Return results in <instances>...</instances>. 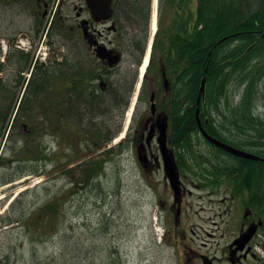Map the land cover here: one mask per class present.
<instances>
[{
	"label": "flooded vegetation",
	"instance_id": "obj_1",
	"mask_svg": "<svg viewBox=\"0 0 264 264\" xmlns=\"http://www.w3.org/2000/svg\"><path fill=\"white\" fill-rule=\"evenodd\" d=\"M176 1L170 7L167 0H112L108 15L107 0H0V11L14 10L27 24L0 37V69H18L22 81L39 76L43 83L48 67L56 66L60 129L82 125L87 134L103 135L101 148L121 150L120 160L142 177L156 201L163 240L174 246L178 264H264L258 252L264 249V210L252 190L238 188L240 168L208 143L197 117L195 131L176 125L190 107L184 66L192 33L191 0ZM49 47L51 59L45 60ZM182 52L184 64L178 61ZM208 114L200 115L203 129H222ZM203 198L212 208L230 204L208 219L213 246L199 239L194 248L188 226H197L194 201Z\"/></svg>",
	"mask_w": 264,
	"mask_h": 264
},
{
	"label": "trees",
	"instance_id": "obj_2",
	"mask_svg": "<svg viewBox=\"0 0 264 264\" xmlns=\"http://www.w3.org/2000/svg\"><path fill=\"white\" fill-rule=\"evenodd\" d=\"M168 3L170 7L178 4L176 0H169ZM191 15L192 33L187 52L189 67L184 66L189 69L187 75L191 80L190 107L189 113L185 111L176 125L196 130V103L201 82L206 77L203 117L205 111L215 110L216 114L223 116L224 122H228L225 116L227 113L221 112L229 108L235 119L233 127L225 131L217 129L210 132L211 136L264 157V120L257 113L258 107L253 106L257 96L256 87L264 80V38L261 37L264 34V0H191ZM227 37L230 38L218 44ZM181 56L182 61H178L184 64L186 53L182 52ZM2 70L6 69H0V72ZM47 71L46 81L42 83L38 76L28 85L15 117L13 112L19 101V98L16 100L17 91L10 90L9 82L0 77V143L10 129L0 158V167L6 164L17 167L14 175L5 179L2 185L24 176H43L47 173L48 164L52 162V156L63 158L61 162H53V170L60 171L71 163L77 164L74 169L81 170V183L83 186L90 185L105 174L107 164L112 165L120 158L121 150L101 148L103 135L100 132L87 134L83 132L82 125L60 129L56 66H49ZM41 72L39 69L37 75ZM234 80L241 81L239 84L243 92L239 103L233 106L230 89ZM23 123L28 125V130L20 141L22 147L18 149L14 136L22 135L18 129ZM178 131V135L183 133ZM48 138L56 139L55 151L54 147L47 144ZM4 154H9V157ZM232 159L236 163L235 168H240L237 171L240 179L238 188L252 190L255 204L264 210V163L234 156ZM70 172L67 170L65 173ZM69 183L67 194L60 196L72 199L79 183L72 180ZM49 204L50 208L43 209L38 216L30 214L31 220L54 219L57 215L53 216L57 208L55 204L60 203L55 199ZM2 221L5 223V217H2ZM28 228H31V223Z\"/></svg>",
	"mask_w": 264,
	"mask_h": 264
},
{
	"label": "rangeland",
	"instance_id": "obj_3",
	"mask_svg": "<svg viewBox=\"0 0 264 264\" xmlns=\"http://www.w3.org/2000/svg\"><path fill=\"white\" fill-rule=\"evenodd\" d=\"M23 18L24 15L14 10L0 11V37L14 36V33L25 30L27 24ZM50 47L47 57H50ZM44 55L45 50L42 49L39 57ZM23 72L26 73L25 70ZM26 75L29 76L28 72ZM1 77L9 82L10 90L17 91L16 100L25 95L24 76L18 69L9 68ZM240 82L234 80L230 89L233 106L241 99L243 87ZM256 95L253 106L258 107L257 113L264 120V80L257 85ZM205 112H209L208 116H212L215 124L221 125L224 131L234 126L235 119L229 108L221 112L227 113L228 122L217 120L215 110ZM27 126L23 123L18 129L22 135L14 136L18 149L22 147L20 141L28 130ZM120 140H123L122 135L117 138V141ZM56 142L55 138L47 140L54 151ZM1 150L0 143V158ZM5 156L9 157V154ZM50 159L52 162L43 176H27L0 188V264H178L180 257L174 246L163 240L165 231L158 223L157 203L149 188L142 177L133 174L120 158L112 165L107 164L105 174L93 184L84 186L81 170L74 169L77 164L71 163L56 171L53 170V162H61L63 158L52 156ZM14 167L10 164L0 167V184L14 175L17 171L16 165ZM67 170L71 172L65 173ZM70 180L79 183L72 199L60 196L67 194ZM229 197L227 193V200ZM55 199L60 204H55L57 208L53 216L57 215L54 219L48 216L31 220L30 214L38 216L40 211L50 208V201ZM206 200L194 201L193 211L198 213L195 220L197 226L189 225L187 233L188 238L196 239L191 243L194 248H198L199 239L202 242L208 240L213 246L211 238L206 236V231H212L213 219H208L223 213L220 207L226 209L230 204L228 201L224 206L212 208L210 204L206 205ZM3 215L5 223L1 219ZM225 231L230 233L233 229L225 227ZM187 249L186 244L182 245L183 260L187 257Z\"/></svg>",
	"mask_w": 264,
	"mask_h": 264
},
{
	"label": "water",
	"instance_id": "obj_4",
	"mask_svg": "<svg viewBox=\"0 0 264 264\" xmlns=\"http://www.w3.org/2000/svg\"><path fill=\"white\" fill-rule=\"evenodd\" d=\"M106 7L108 8V12H106V14L108 15H111L113 14V10H112V0H107L106 3ZM262 37L264 38V34L262 35ZM207 71V70H206ZM205 91H206V78H204L202 80V84H201V88H200V92H199V96H198V106L200 105L202 99L204 98L205 96ZM199 113V108L197 110V114ZM200 127H201V124H199ZM202 131L204 132V135L205 137L211 142L213 143L215 146L225 150L226 152H229L231 154H233L234 156L236 157H239V158H243V159H247V160H251V161H256V162H262L264 163V158L262 157H259L255 154H252V153H249V152H246V151H243V150H240V149H237V148H234L220 140H217L213 137H211L210 135H208L207 133H205V131L202 129ZM173 164L174 161H172Z\"/></svg>",
	"mask_w": 264,
	"mask_h": 264
}]
</instances>
